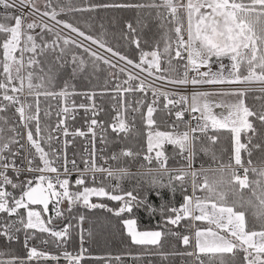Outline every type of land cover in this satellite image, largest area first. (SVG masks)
<instances>
[{
	"label": "snow or ice",
	"instance_id": "6c2138e0",
	"mask_svg": "<svg viewBox=\"0 0 264 264\" xmlns=\"http://www.w3.org/2000/svg\"><path fill=\"white\" fill-rule=\"evenodd\" d=\"M0 7V264L119 262L84 247L79 207L120 218L145 253L167 235L184 246L170 254L190 264H264V0H0ZM99 9L135 14L122 21L131 53L74 19ZM152 25L159 38H142ZM81 53L92 69L83 87ZM101 65L107 74L93 85ZM140 129L144 143L131 144ZM209 130L228 134L219 154ZM137 163L147 170L132 172ZM133 177H150L158 198L167 189L182 201L157 209L139 181L121 187ZM139 207L159 211L162 230H140L132 215ZM74 236L79 246L70 250Z\"/></svg>",
	"mask_w": 264,
	"mask_h": 264
},
{
	"label": "trees",
	"instance_id": "16d2710c",
	"mask_svg": "<svg viewBox=\"0 0 264 264\" xmlns=\"http://www.w3.org/2000/svg\"><path fill=\"white\" fill-rule=\"evenodd\" d=\"M98 1L99 2L93 1V3L102 4L110 2V0ZM88 15L92 21H95V23L91 25V34L95 35L103 31L106 33L105 38L108 40L110 45L119 47L120 50L125 53L132 52L133 49L129 47L127 42L122 38L121 32L123 29L122 21L124 19L135 20L134 13L111 9H99L95 12L88 13ZM101 24L104 25L103 29L100 28ZM161 34V32L156 31L155 25H152V31L142 34V38L151 40L153 36L159 38ZM81 54L84 55L83 53ZM84 58L87 61L85 72L80 77H78L76 81L80 87H83L84 85L80 83V79L85 80V78H87L92 72L89 57L84 55ZM101 69L103 70L97 73L99 80L92 79L93 85L98 82L103 83V79L107 74V69L104 65H101ZM159 122L160 121L158 119V123ZM162 129H166L165 123L161 124L160 130ZM212 133L219 136V144L215 146V150L219 154L220 149L227 147L228 134L226 132L216 133L213 131ZM144 141L145 137L143 135V129H140L139 134L135 132L132 133L129 140V142L133 145L137 143H144ZM167 151L171 153L172 149L168 146ZM202 159H204L206 161L205 163H207V157L202 156ZM251 178L252 177L250 176V179ZM148 179H150V177H133L120 181V184L124 189H131L139 181L141 187L140 194L144 195L147 193L149 202L155 205L157 209H159V206L162 203H168L169 205L175 203L178 205L182 201L181 193L179 191H177L175 194V199L173 200L172 195L167 189L161 190L162 198H158L153 191L148 189ZM164 180L166 181V177ZM110 182L112 184L117 183L115 179L111 180ZM247 195L248 193L245 192V197H247ZM93 199L95 200L96 198ZM103 202L107 203L110 207H115L116 205V202H111L108 200H104ZM77 212L86 216L85 221L88 228L87 247L91 256L96 257L106 255H120L122 257L120 264H130L128 262L127 256H129L128 253H132L133 255L146 256L148 261H146L145 264H181L179 263L181 257L170 254L174 251H184V246L176 237L166 235L163 238L162 245L159 248H151L147 251V253H145L143 248L131 244L129 237L122 226L120 218H117L113 214L103 209L89 211L83 207H79ZM73 214L76 215L77 213L74 212ZM132 215L138 220V228L140 230H162L157 228L158 223L161 221L159 211H157L155 214H150L145 208L139 207L134 209ZM124 218L128 217L125 216ZM160 253H163L164 255H161ZM187 263L190 264L189 261ZM83 264H98V261L96 259H86L83 261Z\"/></svg>",
	"mask_w": 264,
	"mask_h": 264
},
{
	"label": "built area",
	"instance_id": "2783aa9c",
	"mask_svg": "<svg viewBox=\"0 0 264 264\" xmlns=\"http://www.w3.org/2000/svg\"><path fill=\"white\" fill-rule=\"evenodd\" d=\"M4 11H5V10H4L2 7H0V14H2ZM93 47H95V46H93ZM257 87H258V86H257ZM197 90H199V89H197ZM191 91H193V89L189 88L186 94H189V95H190ZM185 119H186V120H190V119H191V115L188 114V113H186ZM164 123H165V125H166L167 123H170V121H165ZM193 123H194V122H193ZM162 130H166V129H162ZM207 135H209V136H210V135H213L212 130H209V132L207 133ZM78 143H79V142H78ZM169 147L172 149L171 146H169ZM122 166H123V162H122ZM205 167H209V164H208V163H205ZM213 167H214V166H213ZM153 168H155V165H153ZM130 170H131L132 172H137V171H146L147 169H146V168H145V169H140V168H139V165H138V163H137V164L131 166ZM73 215H75V214H73ZM82 227H83V230H84V240H85L84 247H85L86 249H88V247H87L88 228H87L86 221L83 223V226H82ZM185 234H187V233H185ZM78 246H79V239H78L77 236H74L72 243L69 245V249H70V250H75L76 248H78ZM106 256H112V257H115V256H117V255H106ZM96 257H105V256H96ZM127 257H128V258H127ZM127 257H126V258L128 259V262H129L130 264H145V262L148 261V260L146 259L147 257L144 256V255L141 256V258L138 259V260H133V259L131 258V256H127ZM85 260H86V259H85ZM120 262H121V260H120L119 262H117V261H115V260L113 259V260H111L110 262H106V264H120ZM179 263L184 264V263H187V261H186L185 259H183V258H180ZM61 264H64V262L61 261Z\"/></svg>",
	"mask_w": 264,
	"mask_h": 264
},
{
	"label": "crops",
	"instance_id": "0c3cea01",
	"mask_svg": "<svg viewBox=\"0 0 264 264\" xmlns=\"http://www.w3.org/2000/svg\"><path fill=\"white\" fill-rule=\"evenodd\" d=\"M96 1L99 2L98 0H91V2ZM84 3V0H73V4L74 6H79L81 4ZM67 18V17H66ZM74 19H76L77 21L81 22V24H83L85 21H87V23H89L90 25H93L95 23V21H92L88 15V13L86 14H76ZM88 31H90L91 29H86ZM228 61L226 62H230L229 59H227Z\"/></svg>",
	"mask_w": 264,
	"mask_h": 264
},
{
	"label": "rangeland",
	"instance_id": "374dc122",
	"mask_svg": "<svg viewBox=\"0 0 264 264\" xmlns=\"http://www.w3.org/2000/svg\"><path fill=\"white\" fill-rule=\"evenodd\" d=\"M227 59H228V58H226V57L222 58V62H223L225 65H229V64H230V62H226V61H228ZM217 67H218V63H217V62L215 61V59H214L212 70H213V71H216ZM80 83L84 84V79H80ZM254 87H257V86L254 85ZM199 90H201V89H199ZM216 99H217V101H224V102H226V103L231 102V98H228V97H216ZM214 111L217 112V113H219V112L224 111V109H222V108H216V109H214ZM186 264H188V263H186Z\"/></svg>",
	"mask_w": 264,
	"mask_h": 264
},
{
	"label": "bare ground",
	"instance_id": "6f19581e",
	"mask_svg": "<svg viewBox=\"0 0 264 264\" xmlns=\"http://www.w3.org/2000/svg\"><path fill=\"white\" fill-rule=\"evenodd\" d=\"M187 261V260H186ZM188 262V261H187Z\"/></svg>",
	"mask_w": 264,
	"mask_h": 264
},
{
	"label": "flooded vegetation",
	"instance_id": "af4514ba",
	"mask_svg": "<svg viewBox=\"0 0 264 264\" xmlns=\"http://www.w3.org/2000/svg\"><path fill=\"white\" fill-rule=\"evenodd\" d=\"M227 58V57H226Z\"/></svg>",
	"mask_w": 264,
	"mask_h": 264
}]
</instances>
